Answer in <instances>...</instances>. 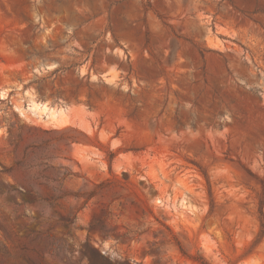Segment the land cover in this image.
Listing matches in <instances>:
<instances>
[{
    "label": "rangeland",
    "instance_id": "obj_1",
    "mask_svg": "<svg viewBox=\"0 0 264 264\" xmlns=\"http://www.w3.org/2000/svg\"><path fill=\"white\" fill-rule=\"evenodd\" d=\"M262 212L264 0H0V264H264Z\"/></svg>",
    "mask_w": 264,
    "mask_h": 264
},
{
    "label": "bare ground",
    "instance_id": "obj_2",
    "mask_svg": "<svg viewBox=\"0 0 264 264\" xmlns=\"http://www.w3.org/2000/svg\"><path fill=\"white\" fill-rule=\"evenodd\" d=\"M28 111L34 113L38 116H46L48 118H51L53 120H59L63 118L65 115V112L63 110H55L52 108H49L46 104H38L36 102H31L28 108ZM67 120L64 119V123H66Z\"/></svg>",
    "mask_w": 264,
    "mask_h": 264
},
{
    "label": "trees",
    "instance_id": "obj_3",
    "mask_svg": "<svg viewBox=\"0 0 264 264\" xmlns=\"http://www.w3.org/2000/svg\"><path fill=\"white\" fill-rule=\"evenodd\" d=\"M263 214V217H264V213L262 212ZM262 229L264 230V223H263V220H262Z\"/></svg>",
    "mask_w": 264,
    "mask_h": 264
}]
</instances>
